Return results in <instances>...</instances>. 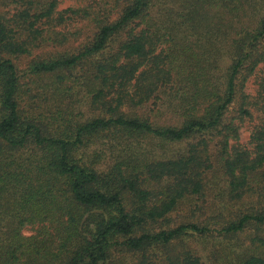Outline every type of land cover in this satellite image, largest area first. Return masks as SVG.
Here are the masks:
<instances>
[{"label":"trees","instance_id":"16d2710c","mask_svg":"<svg viewBox=\"0 0 264 264\" xmlns=\"http://www.w3.org/2000/svg\"><path fill=\"white\" fill-rule=\"evenodd\" d=\"M6 1L0 0V206L19 219L18 230L28 223L39 230L8 240L0 264H203L191 247L173 246L190 234L228 237L250 223L264 226V209L244 212L221 229L196 222L169 226L181 200L203 195L208 184L220 186L223 180L206 179L209 170L215 177L222 170L226 191L240 198L264 168V75L255 95L245 92L264 64V0H168L159 13L155 0H85L63 10H57L60 0ZM244 3L249 21L230 31L224 16L238 14ZM79 19L95 27L92 40L30 68L57 96L50 108L56 118L47 124L25 109L31 88L13 56L65 43L71 34L58 27ZM223 55L230 60L225 69ZM77 85L99 111L95 118L81 121L64 107ZM160 102L173 107L181 125L153 122ZM147 104L149 114L139 115L135 109ZM255 118L251 146L243 145L242 123ZM57 125L59 133L50 132ZM105 137L106 146L118 141L113 147L122 143L129 153L99 170L102 155L90 158L87 151ZM155 139L188 145L178 156L157 158L124 144ZM257 239L264 246L263 237ZM122 253L136 260L114 258ZM220 258L264 264V248L223 251Z\"/></svg>","mask_w":264,"mask_h":264},{"label":"rangeland","instance_id":"374dc122","mask_svg":"<svg viewBox=\"0 0 264 264\" xmlns=\"http://www.w3.org/2000/svg\"><path fill=\"white\" fill-rule=\"evenodd\" d=\"M6 1V0H4ZM126 0H121V4ZM7 2V1H6ZM156 5L154 7V12L159 13V7L163 4H167L168 0H155ZM176 0H170V4L175 5ZM4 4H6L4 2ZM85 4V0H60L57 10H63L68 7H78ZM123 6V5H122ZM121 7L115 10L113 19L121 13ZM4 10V9H3ZM250 9L248 5L244 3V10L240 11L238 14L226 13L223 24L228 26L229 30L243 28L249 21ZM9 14H12L10 12ZM225 27V28H226ZM255 27V26H253ZM63 29L64 31L71 34V38L65 43L59 44L57 46H47L46 48H37L30 54H22L19 56H13L17 68L22 75L21 81L24 85H29L31 88L30 95L33 97L32 101L25 103V109L34 117L44 120L45 122L51 123L56 118V111H50L51 106L55 105V99L57 96H53V91L50 88H45L42 76L38 77L30 73V68L33 66L35 61L50 57L51 55H59L63 53H73L78 50L81 46L85 45L87 42L92 40L95 27L89 24L88 19L74 20L66 24L64 27H58V30ZM182 34H180V37ZM189 43L196 46V39L194 37H188L186 39ZM226 41L223 43V47ZM229 58L223 55L220 59V63L223 69L228 65ZM261 75H264V64H261L258 69V74L251 76L246 83L245 92L255 95L258 89V79ZM40 78V79H38ZM76 90L73 91V97H64L62 102L64 107H70L73 110L74 115L77 119L81 121H87L98 116V110L92 107L88 102L87 94L81 92L80 86L77 85ZM161 96L166 100L168 96L165 93H160ZM77 98H82V103L76 104H66L67 102H72ZM74 102V101H73ZM152 107V106H151ZM150 105L135 109L138 111L139 115L145 116L149 114ZM159 114L155 117L153 116L154 123L160 126L174 125L179 126L182 124V118L179 114L174 111L173 107L168 106L164 102H160L158 106ZM65 111V110H64ZM66 112V111H65ZM79 112V114L77 113ZM257 122V118L254 120H246L241 126V140L240 143L243 145H249L250 134L252 131L253 123ZM61 127L57 125L55 129H51L50 132H58ZM99 140L96 144L92 145L87 154L90 158H94L96 155H102V159L95 166L99 170H105L112 166L117 158L125 156L129 152H124L123 144L120 143L117 147H113L116 142L112 141V145L109 143L106 146L107 137L97 139ZM118 143V141H117ZM116 143V144H117ZM133 143L134 151L142 156L146 153L155 152L157 158H162L164 155L167 156H178L185 151L188 141L178 142L176 144H171L155 139L151 143L148 140H128L124 144ZM82 154V152H80ZM209 170L206 174V179L223 180L219 187H213L208 184L203 195H192L184 198L180 201L178 206L170 213V227L177 226L182 223L196 222L201 225H208L212 228L221 229V227L226 226L229 222L236 220L244 212H256L264 209V168H262L258 173L252 175V182L250 187L248 186L244 196L240 198H233L230 193L226 191L228 189L227 181L225 180L224 173L222 170L216 175ZM0 206V255L3 253L5 244H8V240L14 238L18 233L24 236L36 235L39 228L38 225L31 223L26 224L21 227L20 230L17 229L19 219L16 216H11L4 212ZM27 211L22 216H27ZM262 236L264 239V226L255 225L250 223L243 231L240 233L224 237L222 233L214 232L208 236L199 235H187L181 240V244L177 247L174 245V249L180 250L182 247H191L194 249L199 256L202 258L203 264H224V259L220 258L223 251L227 253L232 252H242L248 248H256L260 251L264 248L261 239L252 241L255 236ZM2 251V252H1ZM126 259L124 254L116 255L114 258L120 257ZM136 258H127L126 261L133 263ZM29 260L23 259L19 264H27Z\"/></svg>","mask_w":264,"mask_h":264}]
</instances>
